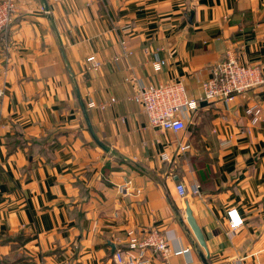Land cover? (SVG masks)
<instances>
[{
    "label": "crops",
    "instance_id": "0c3cea01",
    "mask_svg": "<svg viewBox=\"0 0 264 264\" xmlns=\"http://www.w3.org/2000/svg\"><path fill=\"white\" fill-rule=\"evenodd\" d=\"M13 1L8 62L0 36V264H115L149 229L169 243L152 264H264V84L202 101L175 132L149 126L126 79L180 80L201 99L228 51L264 75V0ZM194 182L201 194L182 198L177 184ZM231 208L245 224L234 234Z\"/></svg>",
    "mask_w": 264,
    "mask_h": 264
},
{
    "label": "built area",
    "instance_id": "2783aa9c",
    "mask_svg": "<svg viewBox=\"0 0 264 264\" xmlns=\"http://www.w3.org/2000/svg\"><path fill=\"white\" fill-rule=\"evenodd\" d=\"M16 11V3L13 0H0V36L4 41V61H10L7 55L6 30L9 28L13 14ZM124 53L129 55L130 51L124 46ZM119 57H115L117 60ZM158 66L163 65V60L154 62ZM87 69L99 71L102 61L92 53L86 59ZM135 84V90L128 97L140 104L144 113L148 116L149 126L160 130H174L175 132L186 129V118L188 113L197 111L204 101L213 103L218 100L231 101L238 94L244 93L251 88L264 84V75L259 65L243 64L240 62L234 51H228L225 58L212 68L210 77L202 82V98L197 99L190 95L184 83L180 80H172L165 84L144 85L138 77L129 75L126 78ZM3 89H0V95ZM111 101H115L112 98ZM106 104H101L104 108ZM186 147H184L185 149ZM123 184L119 186L120 193H128V185L132 182L124 178ZM178 193L182 198L189 195H200V186L194 182L190 191H187L182 183L177 184ZM229 219V234L238 233L244 226V218L236 208L227 211ZM129 246L127 249H116L113 256L115 264H152V256H166L169 247L166 235L158 229L144 231L138 238L129 234ZM189 248L177 249L175 254L188 252Z\"/></svg>",
    "mask_w": 264,
    "mask_h": 264
},
{
    "label": "water",
    "instance_id": "95a60500",
    "mask_svg": "<svg viewBox=\"0 0 264 264\" xmlns=\"http://www.w3.org/2000/svg\"><path fill=\"white\" fill-rule=\"evenodd\" d=\"M187 222L192 227L194 234L197 238V241L201 244L202 247L208 252L207 242L205 241L203 231L201 227L197 224V221L193 215V211L190 206L186 207ZM208 256V253H207Z\"/></svg>",
    "mask_w": 264,
    "mask_h": 264
}]
</instances>
